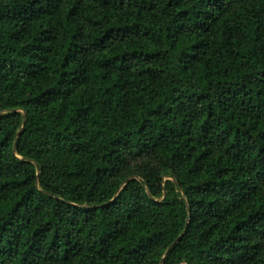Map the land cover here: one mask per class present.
<instances>
[{
    "label": "trees",
    "instance_id": "1",
    "mask_svg": "<svg viewBox=\"0 0 264 264\" xmlns=\"http://www.w3.org/2000/svg\"><path fill=\"white\" fill-rule=\"evenodd\" d=\"M0 264H264V0H0Z\"/></svg>",
    "mask_w": 264,
    "mask_h": 264
},
{
    "label": "water",
    "instance_id": "2",
    "mask_svg": "<svg viewBox=\"0 0 264 264\" xmlns=\"http://www.w3.org/2000/svg\"><path fill=\"white\" fill-rule=\"evenodd\" d=\"M16 149H17V145L15 146V151H16Z\"/></svg>",
    "mask_w": 264,
    "mask_h": 264
}]
</instances>
